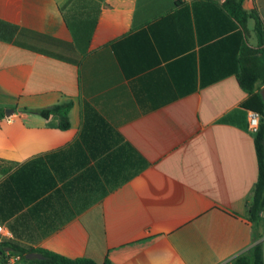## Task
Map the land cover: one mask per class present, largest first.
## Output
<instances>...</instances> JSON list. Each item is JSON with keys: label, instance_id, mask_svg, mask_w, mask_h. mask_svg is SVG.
I'll return each instance as SVG.
<instances>
[{"label": "crops", "instance_id": "1", "mask_svg": "<svg viewBox=\"0 0 264 264\" xmlns=\"http://www.w3.org/2000/svg\"><path fill=\"white\" fill-rule=\"evenodd\" d=\"M67 1L0 0L1 239L97 263L231 264L253 243L257 161L221 0H97L88 36ZM65 100V128L31 110ZM257 230L264 258V210Z\"/></svg>", "mask_w": 264, "mask_h": 264}, {"label": "trees", "instance_id": "2", "mask_svg": "<svg viewBox=\"0 0 264 264\" xmlns=\"http://www.w3.org/2000/svg\"><path fill=\"white\" fill-rule=\"evenodd\" d=\"M65 5L62 14L68 27L72 31L79 30L85 36H88L96 20L99 2L97 0H68ZM218 5L229 16L240 37L236 80L238 85L247 93L244 104L258 110L260 113L259 126L253 134L257 172L245 205V217L251 223L253 243L245 252L236 255L231 264H264L260 243L256 240L260 235L257 226L262 219L264 210V103L260 93V87L264 84V23L253 3L249 8H245L242 6V0H221ZM248 19L252 20L254 43L249 42ZM32 36H34L31 37L33 42L37 43L39 49L56 57L74 61L78 56L71 42L39 33H32ZM31 46H35L34 43ZM70 104V100H65L31 108V110L44 117L56 115L57 125L65 128L68 126L67 113ZM0 115H2L1 110ZM5 246H8L11 251L19 252L22 255L31 252L30 249L25 247L0 240V253L3 252L2 249ZM37 252L40 253V258L32 257L29 260L58 264H110L107 259L97 263L90 258H67L48 250H37Z\"/></svg>", "mask_w": 264, "mask_h": 264}, {"label": "built area", "instance_id": "3", "mask_svg": "<svg viewBox=\"0 0 264 264\" xmlns=\"http://www.w3.org/2000/svg\"><path fill=\"white\" fill-rule=\"evenodd\" d=\"M246 126L247 130L254 134L259 126L260 121V113L258 110L253 108H247L246 109ZM1 230V225H0ZM0 240L1 237H0ZM0 264H58L53 262H45V263H39L36 261H28L23 258L22 254L19 252L11 251V250H5L2 253H0Z\"/></svg>", "mask_w": 264, "mask_h": 264}, {"label": "water", "instance_id": "4", "mask_svg": "<svg viewBox=\"0 0 264 264\" xmlns=\"http://www.w3.org/2000/svg\"><path fill=\"white\" fill-rule=\"evenodd\" d=\"M260 93L262 95V99H263V103H264V84L260 87ZM4 112L6 113V110H4ZM29 256L30 257H37V258H40V254L38 253H35V252H30L29 253Z\"/></svg>", "mask_w": 264, "mask_h": 264}, {"label": "rangeland", "instance_id": "5", "mask_svg": "<svg viewBox=\"0 0 264 264\" xmlns=\"http://www.w3.org/2000/svg\"><path fill=\"white\" fill-rule=\"evenodd\" d=\"M247 26H248L249 32H250L249 41L253 43L254 42V34L252 31V20L251 19H248Z\"/></svg>", "mask_w": 264, "mask_h": 264}]
</instances>
